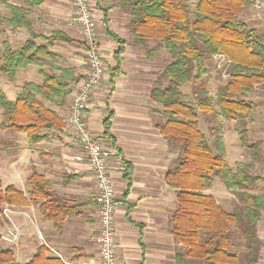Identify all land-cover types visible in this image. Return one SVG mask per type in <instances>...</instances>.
<instances>
[{
  "label": "crops",
  "instance_id": "crops-1",
  "mask_svg": "<svg viewBox=\"0 0 264 264\" xmlns=\"http://www.w3.org/2000/svg\"><path fill=\"white\" fill-rule=\"evenodd\" d=\"M118 2L119 0H90L102 42L106 70L86 112L90 131L110 152L109 168L117 197L118 264H178L176 255L180 245L173 236L171 221L178 206L177 193L165 181L167 170L177 162L178 151L160 132L159 126L165 123L163 107L150 98L154 87L165 86L167 83L161 73L172 58L156 40L150 39L144 45L135 43L130 10L117 6ZM29 11L36 34L50 37L54 32H62L72 40L68 43L56 42L52 51L63 57V63L73 68L79 79L73 86V94L87 74V65L80 28L71 23L73 8L70 0H41L40 5L29 8ZM250 12L251 8L246 9L241 19L264 34V10L253 15ZM23 30L12 32L14 35L20 34L22 42L30 36L27 30ZM115 36L125 42L126 48L119 75H113L118 68L116 53L120 47ZM15 37L8 39L10 44ZM153 48L155 51L149 53ZM29 67L35 68L25 72L24 82L41 84L43 77L40 68ZM29 67L20 69L17 76ZM44 70L51 72L49 67H44ZM34 73L37 78L29 79L28 76ZM17 85L21 88L24 84ZM19 88H14L15 94ZM72 94L64 106L47 104L61 118L64 127L49 132L44 141L31 145L26 135L11 133H6L3 138L10 143L7 149L0 152V183L3 188L13 185L26 192L28 178L36 173L48 182L54 194L66 201L71 213L57 226L43 217L36 204L30 203L24 207L6 205L9 212L0 213V248L10 249L18 264H29L40 250H43V259L38 261L40 264H46V260L56 262L52 264H99L96 181L87 162L76 159L82 149L73 128L65 121ZM249 99L255 108L247 123L248 138L250 143L259 146L257 161L242 146L235 121L214 116V119H209V115L213 114L202 112L203 128L200 118L198 123L200 130L205 133V128L213 138L222 132L226 159L231 166H236L237 163L253 164L250 174L256 181L249 192L262 195L264 80ZM110 114L111 127L107 132L105 121ZM127 170L130 171L128 178L125 176ZM205 193L213 195L230 213L242 204L238 194L229 190L223 181L220 183L214 180ZM233 227L234 225L231 228ZM256 229L262 243L257 264H264L263 211ZM13 230L18 232L17 239L11 242L4 240L3 237H7ZM239 242V246L231 249L233 253L245 252L243 242Z\"/></svg>",
  "mask_w": 264,
  "mask_h": 264
},
{
  "label": "trees",
  "instance_id": "trees-1",
  "mask_svg": "<svg viewBox=\"0 0 264 264\" xmlns=\"http://www.w3.org/2000/svg\"><path fill=\"white\" fill-rule=\"evenodd\" d=\"M40 3L41 0H23L20 5L0 0V8L10 11L9 16H0V37L7 36L6 27L13 33L24 29L30 34L18 49H13L8 39L0 41V76L15 81L20 69L37 66L43 77L41 84L24 83L15 100H10L0 88V129L26 135L31 145L64 127L47 104L66 105L79 80L73 68L63 63V57L52 51L56 42L72 40L62 32H54L50 37L34 32L29 8ZM116 5L130 10L136 44L156 40L172 58L161 73L167 80L166 86L154 87L150 98L163 107L165 123L159 126L160 132L178 151L176 164L165 174L166 183L177 193L178 206L171 216L172 233L180 245L177 263L257 264L262 243L256 228L264 212V194L249 192L256 181L250 174L253 164L231 166L226 159L222 132L215 136L213 149L198 123L199 112L235 121L242 146L258 160L259 146L249 142L247 123L255 108L249 97L264 80V34L241 19L251 1L119 0ZM114 38L120 47L116 53L118 68L113 75H119L126 48L123 40ZM215 57L228 62L227 82L214 96L204 86L195 93L193 101L189 100L181 87L187 83L200 85L208 74L207 61ZM44 67L51 72L47 73ZM111 117L112 114L105 121L107 132ZM9 145L0 137V152ZM127 171L126 178L130 176ZM216 177L239 196L242 204L233 213L227 212L213 195L205 193ZM65 202L36 173L28 178L26 192L13 185L3 188L0 183V213L6 205L24 207L33 203L45 219L58 226L71 215ZM234 236L243 242L245 252L231 251ZM41 259L43 250L29 264H40ZM50 263L56 262L46 260V264ZM0 264L18 263L10 249L0 248Z\"/></svg>",
  "mask_w": 264,
  "mask_h": 264
},
{
  "label": "built area",
  "instance_id": "built-area-1",
  "mask_svg": "<svg viewBox=\"0 0 264 264\" xmlns=\"http://www.w3.org/2000/svg\"><path fill=\"white\" fill-rule=\"evenodd\" d=\"M250 1L251 6L257 11L264 10V0ZM70 2L73 8L71 23L80 28L85 45L87 74L72 94L71 106L65 121L73 128L82 149V153L76 159L87 162L96 181L95 202L98 210L96 241L99 264H118L117 197L109 168L110 152L92 134L86 120L89 101L105 76L106 62L90 0H70ZM3 212L7 214L9 210L6 208ZM17 237V230H13L3 238L11 242Z\"/></svg>",
  "mask_w": 264,
  "mask_h": 264
},
{
  "label": "rangeland",
  "instance_id": "rangeland-1",
  "mask_svg": "<svg viewBox=\"0 0 264 264\" xmlns=\"http://www.w3.org/2000/svg\"><path fill=\"white\" fill-rule=\"evenodd\" d=\"M9 2H15V3H22V0H9ZM23 4V3H22ZM251 11L249 14L253 15V14H258L259 11H255L252 6L250 7ZM258 12V13H257ZM261 13V12H260ZM10 15V11L5 8V7H1L0 8V16H9ZM7 28V36H1L0 37V41H3L5 39H9L12 36H16L15 39L12 41L11 46L13 49H18L21 45H22V36L20 34H13L11 29H9V27ZM24 32H26L25 30H23ZM161 48L163 50H165L164 46L162 45ZM167 52V51H166ZM149 54V53H148ZM147 55V52H146ZM35 67H29L26 71H23L19 74V76H17V79L14 81H11L9 78L5 77V76H0V88L6 93V95L8 96V98L10 100H14L16 98V95H18L17 93L21 92V88H19V85H17L18 83L23 85L24 82V78L23 76L26 75L25 72H28L29 69H32ZM207 68H208V74L206 76H204L203 82L200 85L194 84V83H188L184 86L181 87V90L188 96L189 100L193 101L194 96L196 95V92L200 91L201 87H207L210 94L212 96L215 95L217 89L219 86L223 85L227 79L229 78V75L227 74V69H228V62L221 57H215L212 60H208L207 61ZM29 79L34 78L36 79V73H34L33 75H29L28 76ZM17 85V86H16ZM166 86V84H165ZM14 88H19V91L15 94V90ZM15 95V96H14ZM1 111L2 108H0V122L2 120V116H1ZM199 118L201 123V126L203 128V113L199 112ZM209 119H214L213 115H209ZM228 124L230 123L229 121L227 122ZM204 131L208 137V140L213 148V142H214V138L213 136L210 134L209 131L206 132L205 128ZM8 134L10 132H4L2 129H0V137L3 140V138H5V134ZM11 134H16V133H11ZM235 134V133H233ZM228 142H230L229 137H228ZM214 149V148H213ZM4 176V175H3ZM216 181L222 183L220 178H215ZM4 208L6 209V207L4 206ZM233 230L235 231V229L233 228ZM233 244L236 248V245H240L239 239H237L236 236H234L233 238ZM234 248V249H235Z\"/></svg>",
  "mask_w": 264,
  "mask_h": 264
}]
</instances>
